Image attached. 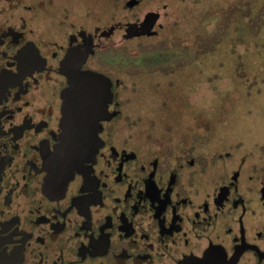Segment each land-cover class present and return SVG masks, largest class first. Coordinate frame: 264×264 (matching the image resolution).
Listing matches in <instances>:
<instances>
[{
	"label": "flooded vegetation",
	"instance_id": "1",
	"mask_svg": "<svg viewBox=\"0 0 264 264\" xmlns=\"http://www.w3.org/2000/svg\"><path fill=\"white\" fill-rule=\"evenodd\" d=\"M140 2L0 0V264H264V161H223L226 150L208 160L183 94L161 103L164 129L135 101L125 109L122 75L166 80L188 62L167 61L175 46L143 45L159 13L139 19ZM74 68L105 75L112 99L97 152L68 161L55 152Z\"/></svg>",
	"mask_w": 264,
	"mask_h": 264
},
{
	"label": "rangeland",
	"instance_id": "2",
	"mask_svg": "<svg viewBox=\"0 0 264 264\" xmlns=\"http://www.w3.org/2000/svg\"><path fill=\"white\" fill-rule=\"evenodd\" d=\"M261 4V0L235 3L141 0L137 7L139 19L147 11L159 13L154 28L157 36L144 38L143 45L190 46L192 58L186 56L188 62L181 69L167 68L166 73H173L166 75V80H162L163 75L144 71L130 78L122 75L126 80L122 99L128 102L125 109H129L130 101H135V110L154 113L157 127L164 129L165 119L168 120L164 117L169 113L162 108L166 96L176 106L179 94H183V122L186 128L196 126L207 132L201 146L208 160H212L214 152L223 154L226 150L232 156L223 161H238L242 151L248 154L247 161H264V4ZM174 78L178 86L168 84ZM153 80H160L159 85L155 86ZM195 112L199 115L197 122H193ZM174 119L172 115L170 120ZM211 132L219 146L211 140ZM157 134H153L152 140H156ZM236 143H240L239 148L228 147Z\"/></svg>",
	"mask_w": 264,
	"mask_h": 264
},
{
	"label": "water",
	"instance_id": "3",
	"mask_svg": "<svg viewBox=\"0 0 264 264\" xmlns=\"http://www.w3.org/2000/svg\"><path fill=\"white\" fill-rule=\"evenodd\" d=\"M157 17V13H149L138 35L149 31ZM67 76L68 87L61 96V144L55 157L73 161L74 158L93 156L97 152L100 122L108 118L107 104L112 99V91L109 79L98 72L74 68L68 70Z\"/></svg>",
	"mask_w": 264,
	"mask_h": 264
},
{
	"label": "trees",
	"instance_id": "4",
	"mask_svg": "<svg viewBox=\"0 0 264 264\" xmlns=\"http://www.w3.org/2000/svg\"><path fill=\"white\" fill-rule=\"evenodd\" d=\"M180 47H182L181 45L179 46H175L174 47V49L175 50H177V52L176 53H169V59L167 60V61H169V62H172V61H174V62H176L177 60H180V59H184V61L186 60V56H190V58H192L191 57V55H192V51H190L191 49H189L188 50V53L185 55V58L183 57L184 56V54H181V53H179V51H181V48ZM181 52H183V51H181ZM144 56V58H142L141 56ZM146 56H148V54H141V55H138L137 57V60H138V68L140 69V68H145V67H147V65H144L143 64V62H145L146 61Z\"/></svg>",
	"mask_w": 264,
	"mask_h": 264
}]
</instances>
